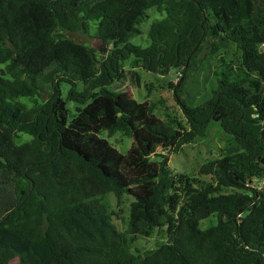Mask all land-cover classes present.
<instances>
[{"label": "trees", "instance_id": "1", "mask_svg": "<svg viewBox=\"0 0 264 264\" xmlns=\"http://www.w3.org/2000/svg\"><path fill=\"white\" fill-rule=\"evenodd\" d=\"M150 7L165 16L150 24L148 46L132 44ZM93 25L109 45L102 59L65 33ZM230 44L235 62L221 51ZM204 48L219 64L198 99L185 85ZM129 54L148 70L182 67L173 88L184 125L123 94L126 81L139 84L120 63ZM0 65V264H264V189L247 185L264 177V0H0ZM62 82L71 85L66 99ZM47 85L45 102L19 100ZM66 100L83 104L70 119ZM213 120L239 151L200 166L210 181L176 174L157 155L205 136ZM104 131L132 139L124 155ZM17 132L31 138L17 143ZM109 194L132 198L124 232ZM212 214L217 222L201 228ZM157 230L172 240L129 249Z\"/></svg>", "mask_w": 264, "mask_h": 264}, {"label": "rangeland", "instance_id": "2", "mask_svg": "<svg viewBox=\"0 0 264 264\" xmlns=\"http://www.w3.org/2000/svg\"><path fill=\"white\" fill-rule=\"evenodd\" d=\"M165 16L164 12L158 11L155 7H150L145 11V15L142 21L136 25V32L130 38V42L141 47L149 45L148 31L150 24L162 19ZM66 35L79 43L88 45L96 50L97 58L102 59L109 53V45L103 44L99 39L95 38L94 25L91 28L89 34H81L78 32H65ZM222 52L225 53L226 60L229 62H235L240 56L239 50L234 44L227 45L222 48ZM218 56L211 55L208 48L199 54V60L195 71L190 72L187 78L185 88L194 94L196 98L200 99L208 91L209 86L214 81L213 70L219 64L217 62ZM123 69L135 70L139 75V84L135 85L130 80L124 83L121 90L123 94H128L135 98L138 102H145L153 107V116L162 122L176 126V123L185 124V118L179 104L178 99L175 96L173 85L179 82L182 77V67H167L156 68L155 70H148L143 63L137 60L134 55L129 54L126 58L120 61ZM3 65H0L2 68ZM60 94L62 98L66 99L68 92L71 88L70 83L62 82L59 84ZM81 81L76 82V90L83 88ZM95 90H90L92 93ZM52 86H45L44 91L40 92L35 97H22L20 101L24 102L28 107L34 105V103H43L49 99L52 94ZM183 96H186L185 94ZM66 106L68 108V118L70 119L77 113V106L82 107L83 104H79L74 100H66ZM103 137L107 138L109 143L115 147L122 155L126 153V150L130 147L132 139L125 136L122 132H115L109 135L106 131L102 133ZM31 138L30 135L17 132L15 141L22 143ZM239 151V145L225 133L218 121H211L208 125L205 136L197 137L193 142L185 144L178 152L163 151L158 148V154H166L168 165L176 174H186L189 177L199 178L202 181H210V175H202L199 173L200 166L209 159L219 158L227 154H231ZM153 155L152 159H161ZM259 184V183H258ZM241 192H250L245 188H238ZM223 192H232V189H223ZM109 209L113 210L112 216L113 222L119 231L124 232L125 222L128 214V207L132 200L131 197L124 195L121 199H116L114 195L109 194L104 197ZM217 222V215L212 214L209 217L200 221L201 228H205L211 224ZM124 238H127V234H123ZM172 235H168L165 230H157L151 237H140L129 241L128 247L135 254L143 253L147 250H152L158 245L170 242Z\"/></svg>", "mask_w": 264, "mask_h": 264}, {"label": "built area", "instance_id": "3", "mask_svg": "<svg viewBox=\"0 0 264 264\" xmlns=\"http://www.w3.org/2000/svg\"><path fill=\"white\" fill-rule=\"evenodd\" d=\"M247 185L252 188L264 189V177L262 179L253 177L250 181H248Z\"/></svg>", "mask_w": 264, "mask_h": 264}, {"label": "water", "instance_id": "4", "mask_svg": "<svg viewBox=\"0 0 264 264\" xmlns=\"http://www.w3.org/2000/svg\"><path fill=\"white\" fill-rule=\"evenodd\" d=\"M9 46L12 48V49H15L14 45L11 43V41H9ZM262 163H264V159L262 158Z\"/></svg>", "mask_w": 264, "mask_h": 264}]
</instances>
